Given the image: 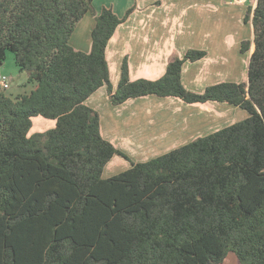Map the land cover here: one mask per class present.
I'll list each match as a JSON object with an SVG mask.
<instances>
[{
	"label": "trees",
	"instance_id": "16d2710c",
	"mask_svg": "<svg viewBox=\"0 0 264 264\" xmlns=\"http://www.w3.org/2000/svg\"><path fill=\"white\" fill-rule=\"evenodd\" d=\"M125 17L94 0H0V68L7 52L35 88L15 98L0 90V264H264V0L248 10L255 51L248 83L223 82L204 93L185 88L190 50L158 80H130L127 59L116 89L106 57ZM96 17L92 49L71 37ZM251 41L242 43L248 53ZM107 86L120 106L146 96L186 104L225 103L249 113L223 128L109 178L120 155L86 102ZM56 121L29 135L34 117Z\"/></svg>",
	"mask_w": 264,
	"mask_h": 264
},
{
	"label": "crops",
	"instance_id": "0c3cea01",
	"mask_svg": "<svg viewBox=\"0 0 264 264\" xmlns=\"http://www.w3.org/2000/svg\"><path fill=\"white\" fill-rule=\"evenodd\" d=\"M257 2L248 0L238 5L232 0H94L97 15L108 7L123 18L133 9L106 49L113 88L119 84L125 59L131 81L158 80L172 60L183 58L190 50L204 51L207 55L184 64L182 82L188 90L204 93L209 86L223 82L248 83L255 44L253 24L245 22V17L250 8H256ZM95 24L96 17L91 13L79 22L70 40L75 50L91 52ZM244 41L252 44L242 58L239 44ZM22 88L27 91L11 97L30 93L35 85L23 83L18 90ZM86 104L100 114L102 136L135 163L150 161L219 131L225 128L224 123L228 124L229 114H240V108L225 103L190 105L175 97L154 95L114 106L106 86ZM238 116L245 120L249 113L241 112ZM122 159L120 155L111 159L103 172L104 179L132 167L131 161L125 159L127 165ZM234 257L233 264H239Z\"/></svg>",
	"mask_w": 264,
	"mask_h": 264
},
{
	"label": "rangeland",
	"instance_id": "374dc122",
	"mask_svg": "<svg viewBox=\"0 0 264 264\" xmlns=\"http://www.w3.org/2000/svg\"><path fill=\"white\" fill-rule=\"evenodd\" d=\"M241 47H242V45L240 46V44H239V50L241 49ZM240 53L242 55H244L242 58L246 57L247 53H242L241 50H240ZM3 78H6L8 88L3 87V85H2V83L4 82ZM27 78H28L27 73L21 71L20 68L16 65L14 54L11 51H8L7 56H6V60L3 64V66L0 68V90L5 91L6 94L9 96H13V95L18 94V93H24L27 91L26 89H24V88H22L21 90H18V89H20L22 87L23 83L27 84V80H28ZM243 78H245V76H241V79H243ZM195 93H197V92H195ZM230 106H232V105H230ZM232 107H235V106H232ZM238 110H239L240 114H241V112H243V113H246L248 115V112L245 111L244 109L240 108ZM240 114H238V115H240ZM238 115H237V113L236 114H233V113L229 114V118H228L229 122H227L228 124L224 123L223 127L226 128V126L228 127V126H231L232 124L243 121V118L241 116H238ZM118 119H119V116H118ZM119 122L121 123L120 120H119ZM54 125H55V122L53 120L46 119V118L41 117V116L34 117L33 118V127L31 129L29 135H33L35 133L46 132V131L52 129L54 127ZM148 146H150V145H148ZM152 157H154V156H152ZM125 159L126 158H124L122 160H123V162H126L128 165L129 163H128V161H126L127 159L126 160ZM129 161H131V160H129ZM131 162H133V161H131ZM139 163H141V162H139ZM234 256H235L234 254H230L228 261L225 264H233L234 263L233 261L235 260Z\"/></svg>",
	"mask_w": 264,
	"mask_h": 264
},
{
	"label": "built area",
	"instance_id": "2783aa9c",
	"mask_svg": "<svg viewBox=\"0 0 264 264\" xmlns=\"http://www.w3.org/2000/svg\"><path fill=\"white\" fill-rule=\"evenodd\" d=\"M247 1H248V0H232L233 3L238 4V5H243V4H245ZM3 81H4V82L2 83L3 87H4V88H8V84H7V80H6V78H3Z\"/></svg>",
	"mask_w": 264,
	"mask_h": 264
}]
</instances>
